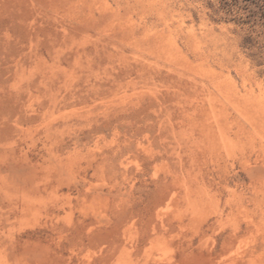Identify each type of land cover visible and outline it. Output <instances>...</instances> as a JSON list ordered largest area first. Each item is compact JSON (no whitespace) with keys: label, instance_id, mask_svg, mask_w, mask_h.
Instances as JSON below:
<instances>
[{"label":"rangeland","instance_id":"obj_1","mask_svg":"<svg viewBox=\"0 0 264 264\" xmlns=\"http://www.w3.org/2000/svg\"><path fill=\"white\" fill-rule=\"evenodd\" d=\"M0 264H264L262 10L0 0Z\"/></svg>","mask_w":264,"mask_h":264},{"label":"trees","instance_id":"obj_2","mask_svg":"<svg viewBox=\"0 0 264 264\" xmlns=\"http://www.w3.org/2000/svg\"><path fill=\"white\" fill-rule=\"evenodd\" d=\"M264 14V0H251Z\"/></svg>","mask_w":264,"mask_h":264}]
</instances>
